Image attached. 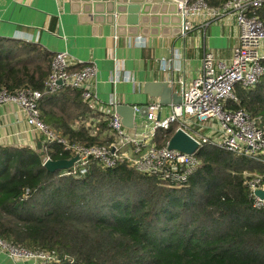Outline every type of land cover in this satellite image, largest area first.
Instances as JSON below:
<instances>
[{"label": "trees", "instance_id": "trees-1", "mask_svg": "<svg viewBox=\"0 0 264 264\" xmlns=\"http://www.w3.org/2000/svg\"><path fill=\"white\" fill-rule=\"evenodd\" d=\"M206 1L219 7L228 0ZM257 13L264 20V7ZM53 57L40 43L0 36V91L42 90L46 125L71 142H111V115L91 107L82 89L46 92ZM237 94L228 106L260 116L264 126V75ZM176 127L158 129L157 144ZM45 147L53 160L71 158L57 141ZM196 155L201 165L180 186L128 163L102 169L93 162L83 176L53 173L38 150L0 145V238L54 253L46 264H264V210L253 206L244 177L264 175V157L209 144Z\"/></svg>", "mask_w": 264, "mask_h": 264}, {"label": "built area", "instance_id": "built-area-1", "mask_svg": "<svg viewBox=\"0 0 264 264\" xmlns=\"http://www.w3.org/2000/svg\"><path fill=\"white\" fill-rule=\"evenodd\" d=\"M178 4L179 13L184 17L186 32L194 28L195 20L199 17L221 19L233 15L239 30L237 42L229 62H216L214 53L205 51L198 76L188 84L183 78H179V83L183 85L182 101L172 103V112L168 116L161 117L163 105L160 101L141 107L138 111H142L146 119L142 131L133 132L123 124L121 115L116 111V89L107 108L102 111L111 115L109 132L114 138L103 145L71 142L59 131L46 125L41 119L39 108V100L44 95L42 90L26 87L9 92L3 89L0 91V105L14 103L25 112L28 125L43 135L44 151L45 144L57 141L63 145L64 150L70 152L71 158L77 157L74 166L69 168L72 170L68 172L75 175H85L93 162L102 169L128 163L144 174H156L170 184L183 186L201 165L196 151L205 144L240 156H263L262 118L252 116L245 109L228 106V102H239L238 86L251 89L261 82L264 75V20L257 13L264 7V0H228L219 7L210 5L206 0H179ZM80 63L84 62L76 61L68 50L56 52L51 71L45 80V90L54 94L61 87L80 88L86 101L94 107L102 108L98 94L92 88V82L98 75L97 64L85 63L80 68H74V64ZM117 72L115 69V85L118 80ZM173 125H177L174 134L182 130L198 143L194 152L188 153L170 147L174 134L164 145L157 144L156 131L168 130ZM44 151L43 155L46 153ZM49 160L53 159L50 156L44 158L43 164ZM249 174L250 172H245L244 177L253 206L264 210V197L257 194L258 190H264V175L248 176ZM0 248L12 258L33 260L36 264H46L56 258L54 253L29 251L1 238Z\"/></svg>", "mask_w": 264, "mask_h": 264}, {"label": "crops", "instance_id": "crops-1", "mask_svg": "<svg viewBox=\"0 0 264 264\" xmlns=\"http://www.w3.org/2000/svg\"><path fill=\"white\" fill-rule=\"evenodd\" d=\"M238 33L233 15L221 19L202 16L187 32L185 42L179 39L169 48L163 37H112L108 27L102 35H93L91 26L79 23L71 13L69 0H0V36L40 43L53 53L68 50L76 61L84 62L82 65L96 63L98 75L92 88L103 105L102 111L116 89L118 105L131 104L135 109L134 127L129 128L133 132L142 131L146 122L144 113L138 110L160 101L145 93L146 82H168L181 94L179 78L188 84L198 76L205 51H212L216 62L231 60ZM172 103H161V117L172 112ZM0 145H24L44 151L43 135L28 125L25 112L14 103L0 105ZM0 264L36 263L12 258L0 248Z\"/></svg>", "mask_w": 264, "mask_h": 264}, {"label": "water", "instance_id": "water-1", "mask_svg": "<svg viewBox=\"0 0 264 264\" xmlns=\"http://www.w3.org/2000/svg\"><path fill=\"white\" fill-rule=\"evenodd\" d=\"M179 0H69L70 11L78 17V22L89 25L93 35H102L108 27L112 37L145 38L163 37L165 44L173 48L176 41H186L184 17L179 13ZM145 93L159 97L162 104L181 103L182 95L174 91L165 81L145 83ZM117 112L123 124L134 127L135 109L131 104H119ZM170 147L194 152L198 143L182 130H178L170 140ZM77 157L49 160L45 166L50 172L69 169ZM257 194L264 197V190Z\"/></svg>", "mask_w": 264, "mask_h": 264}, {"label": "rangeland", "instance_id": "rangeland-1", "mask_svg": "<svg viewBox=\"0 0 264 264\" xmlns=\"http://www.w3.org/2000/svg\"><path fill=\"white\" fill-rule=\"evenodd\" d=\"M29 42V41H28ZM54 55H55V53H54ZM54 58V57H53ZM53 58H52V60H53ZM51 64H52V61H51ZM76 64H74V66H75ZM81 66H82V64H81ZM80 66V67H81ZM79 67V68H80ZM77 69V68H76ZM50 71H51V66H50ZM50 71H49V73H50ZM48 73V74H49ZM46 79H47V77H46ZM63 88H67V87H61L59 90H58V92L60 91V90H62ZM72 88H74V87H72ZM47 92V91H46ZM58 92H56V93H58ZM48 93V92H47ZM55 94V93H54ZM41 99V98H40ZM39 102H40V100H39ZM88 102V101H87ZM89 103V102H88ZM89 105L91 106V107H93V108H95L96 110H98V111H100V112H102V109H101V107H94L93 105H91L90 103H89ZM39 108H40V106H39ZM41 110V109H40ZM42 114V113H41ZM27 116V115H26ZM26 120H27V117H26ZM43 143H44V140H43ZM46 143V142H45ZM40 152V151H39ZM43 152V151H42ZM41 152V155H42V157H43V161H44V158H47L48 156H50L51 157V155L50 154H47L46 155V153H45V155H43V153ZM263 157H264V155H263ZM60 171V170H59ZM255 175H258V176H260V174H256L255 172H250V174L248 175V176H255ZM59 176H60V174H59ZM37 264H42L41 262L40 263H37ZM44 264V263H43Z\"/></svg>", "mask_w": 264, "mask_h": 264}, {"label": "clouds", "instance_id": "clouds-1", "mask_svg": "<svg viewBox=\"0 0 264 264\" xmlns=\"http://www.w3.org/2000/svg\"><path fill=\"white\" fill-rule=\"evenodd\" d=\"M59 172V171H58Z\"/></svg>", "mask_w": 264, "mask_h": 264}]
</instances>
